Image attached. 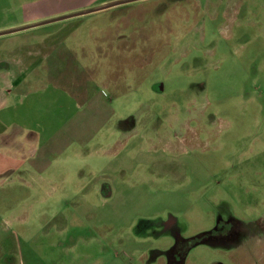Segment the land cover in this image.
Returning a JSON list of instances; mask_svg holds the SVG:
<instances>
[{"label":"rangeland","instance_id":"374dc122","mask_svg":"<svg viewBox=\"0 0 264 264\" xmlns=\"http://www.w3.org/2000/svg\"><path fill=\"white\" fill-rule=\"evenodd\" d=\"M78 18L46 59L0 44V264H168L222 217L246 236L180 264H264V0Z\"/></svg>","mask_w":264,"mask_h":264},{"label":"crops","instance_id":"0c3cea01","mask_svg":"<svg viewBox=\"0 0 264 264\" xmlns=\"http://www.w3.org/2000/svg\"><path fill=\"white\" fill-rule=\"evenodd\" d=\"M116 1L118 2V0H0V44L7 42L13 44L34 37L40 38V34L44 33L45 37L34 43V48L31 49L32 53L27 49L25 60L29 61L28 56L46 59L55 51V47L60 46L63 42L62 40H50L53 35L58 33L56 31L81 24L82 18L78 17L89 13L61 20L56 19L87 12L113 4ZM46 29L50 31H46ZM12 54L9 51H0V74L3 75V70L10 76L16 74L14 66L22 63L24 55L19 58ZM2 89H0V94H2ZM253 233L251 232L252 235Z\"/></svg>","mask_w":264,"mask_h":264},{"label":"flooded vegetation","instance_id":"af4514ba","mask_svg":"<svg viewBox=\"0 0 264 264\" xmlns=\"http://www.w3.org/2000/svg\"><path fill=\"white\" fill-rule=\"evenodd\" d=\"M211 230L212 232L206 237V240L211 241L210 239L216 238L215 240L220 242V245H222L221 247L223 249H229L237 245L240 239H243L249 231L248 228L244 229V226H242L241 223H237L234 219H224L223 217L218 218L215 227ZM175 242L176 244L171 254V259L169 257L170 260H168V264H180L183 261L182 258H184L182 251H184L183 253L186 252L184 238L180 239L177 237Z\"/></svg>","mask_w":264,"mask_h":264},{"label":"trees","instance_id":"16d2710c","mask_svg":"<svg viewBox=\"0 0 264 264\" xmlns=\"http://www.w3.org/2000/svg\"><path fill=\"white\" fill-rule=\"evenodd\" d=\"M212 232V230L208 233H202L201 235L191 237V238H184V243L186 245V252L184 253V256L187 255L188 251L195 245L200 244L202 242L205 243L206 237L209 236V234Z\"/></svg>","mask_w":264,"mask_h":264},{"label":"water","instance_id":"95a60500","mask_svg":"<svg viewBox=\"0 0 264 264\" xmlns=\"http://www.w3.org/2000/svg\"><path fill=\"white\" fill-rule=\"evenodd\" d=\"M129 1H135V0H125V1L115 2L113 4H109V5H106V6H103V7H100V8H96V9H93V10H90V11H87V12H81V13H78V14H72L70 16H65V17H62V18H58L56 20H61V19L72 17V16H76V15H82V14H86V13H90V12L104 10V9H107V8H110V7H113V6L122 4V3H127Z\"/></svg>","mask_w":264,"mask_h":264}]
</instances>
